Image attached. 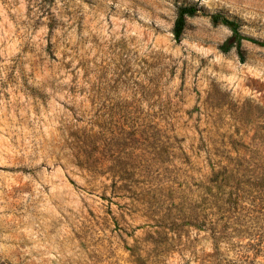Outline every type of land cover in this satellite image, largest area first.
I'll return each mask as SVG.
<instances>
[{
  "label": "rangeland",
  "instance_id": "rangeland-1",
  "mask_svg": "<svg viewBox=\"0 0 264 264\" xmlns=\"http://www.w3.org/2000/svg\"><path fill=\"white\" fill-rule=\"evenodd\" d=\"M0 264H264V0H0Z\"/></svg>",
  "mask_w": 264,
  "mask_h": 264
},
{
  "label": "trees",
  "instance_id": "trees-1",
  "mask_svg": "<svg viewBox=\"0 0 264 264\" xmlns=\"http://www.w3.org/2000/svg\"><path fill=\"white\" fill-rule=\"evenodd\" d=\"M198 14H199V10L196 6L182 7L179 9L175 23H174V27H173V35L177 41H180L182 37L186 18L194 17ZM211 19L214 24H223L225 26L230 27L233 31L234 37L238 35V24L235 23L234 21H231L220 15H214L211 17ZM234 45L236 46L237 49H239L240 42L235 41L234 39L232 40L228 39L226 42H224L220 46V49L222 50L223 53H228L233 48Z\"/></svg>",
  "mask_w": 264,
  "mask_h": 264
}]
</instances>
